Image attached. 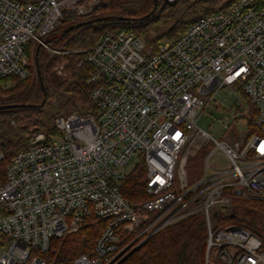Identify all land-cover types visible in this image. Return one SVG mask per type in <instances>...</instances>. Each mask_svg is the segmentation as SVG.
<instances>
[{
    "label": "built area",
    "instance_id": "built-area-1",
    "mask_svg": "<svg viewBox=\"0 0 264 264\" xmlns=\"http://www.w3.org/2000/svg\"><path fill=\"white\" fill-rule=\"evenodd\" d=\"M181 1L189 0L156 3ZM98 4L0 0V80L26 79L33 69L37 81V45L48 49L47 36L67 15H88ZM79 52L91 66L86 83L95 114L56 117L57 135L32 132L28 147L7 164L0 264H118L157 230L197 214L207 231L205 264H264L255 233L211 224L213 212L229 211L234 196L264 202V0H231L150 47L144 37L116 28ZM64 68L63 60L53 72L70 80ZM228 97L238 100L232 117L245 120L246 131L239 140L218 141L197 120ZM206 145L212 149L202 177L184 187L189 158ZM215 154L224 166L211 162ZM140 164L145 199L132 204L122 186ZM90 217L105 223L92 251L59 261L54 242L79 232Z\"/></svg>",
    "mask_w": 264,
    "mask_h": 264
},
{
    "label": "trees",
    "instance_id": "trees-1",
    "mask_svg": "<svg viewBox=\"0 0 264 264\" xmlns=\"http://www.w3.org/2000/svg\"><path fill=\"white\" fill-rule=\"evenodd\" d=\"M230 2L231 0H189L185 10L178 14L175 5H155L153 0H140L131 8H127L123 0H100V6L88 15H67L46 38L50 48L60 49L65 53L50 57L44 47L37 45L35 48L37 81L31 76L33 69H30V75L26 79L7 77L0 80V106H5L0 108V149L4 153V159L0 161V185L5 181L7 164L18 152L28 147V137L32 132H44L49 138L58 134L53 124L42 114L43 108L52 99L51 94L62 97L60 107L63 113L73 111L80 115L94 116V107L89 97L90 86L86 83L91 66L85 61L84 53L79 51L88 50L104 32L116 28L144 37L150 47L161 39L176 38L197 18L223 10ZM81 22L85 24L62 34L65 29ZM149 28L156 33V38L148 35ZM56 60L65 61V68L71 75L69 81L62 80L52 71ZM8 82L12 86L4 87ZM243 98L248 101L245 95ZM12 105L16 106L11 108ZM249 105L253 113L254 108L250 103ZM23 117L26 122L20 124ZM248 125L253 127L251 119ZM144 175L145 167L140 164L123 182L122 194L132 204L145 199L141 194ZM219 212V215H212V225L235 223L248 228L261 239L264 246L262 200L234 196L230 210L219 209ZM232 214L234 217H231ZM104 225L105 223H97L90 217L79 232L55 241L54 244L59 249V261L67 263L80 254L90 253ZM206 239L204 215H192L157 230L141 246L129 252L119 264H205ZM131 240H126L124 244Z\"/></svg>",
    "mask_w": 264,
    "mask_h": 264
},
{
    "label": "rangeland",
    "instance_id": "rangeland-1",
    "mask_svg": "<svg viewBox=\"0 0 264 264\" xmlns=\"http://www.w3.org/2000/svg\"><path fill=\"white\" fill-rule=\"evenodd\" d=\"M19 1L29 2V1H35V0H19ZM123 1L125 2V6L127 8H131V7L136 6V3L139 2L140 0H123ZM99 6H100V0H99L98 6L94 10H96ZM175 6H176V10L178 14H180L185 10L188 4L185 3V1H181L175 4ZM166 11L167 9L164 12ZM147 33L150 37H152L153 34H155L156 36V33L153 30H151V28L147 30ZM55 36L56 35H54V37ZM46 50L50 54V57H52L56 55L54 53L52 54L50 51H57L58 49H52L49 46L48 49ZM63 53H65V51H63ZM62 61L63 60H56L52 66V71H54V67L58 64H61ZM68 76L69 75H67V77ZM61 79L63 80V78ZM66 81H69V80H66ZM11 86H12L11 82H8L4 85V87H7V88ZM54 94L55 93L51 94L52 99L43 108V113H42L47 119H49V121L51 122V124H53V126H54V119L56 117L58 116L66 117L67 115L73 113V111H71V113H68V114L63 113L60 107L61 103L63 102L62 97H59V95H54ZM220 100H222V98H219L215 102V104L211 106V108H209L208 110H206L199 116L197 120V126L203 129L204 131H206L207 133L211 134L213 138L218 141H225L229 138H233L234 140L241 139L246 131L245 120L237 121V120H234L232 117V115L235 114L236 111L239 109L240 105H239L238 100L232 97H228V101H223L224 104H221V105H220ZM24 122H26V118L23 117L19 123L23 124ZM224 125H226L228 129H225ZM49 126L51 125L49 124ZM52 139H54V137H52ZM211 149L212 148L206 145L199 152H197L196 155L191 156L189 158V161L186 166L187 176H186V182H185L184 187L194 184L202 177L203 172H204V167H205V157L208 155ZM219 159H220V156L218 154H215L211 162L212 163L217 162L220 165L224 166L225 165L224 161L223 160L218 161Z\"/></svg>",
    "mask_w": 264,
    "mask_h": 264
},
{
    "label": "water",
    "instance_id": "water-1",
    "mask_svg": "<svg viewBox=\"0 0 264 264\" xmlns=\"http://www.w3.org/2000/svg\"><path fill=\"white\" fill-rule=\"evenodd\" d=\"M153 2H154V4L156 5L157 3H156V0H153ZM83 24H85V22H81V23H79V24H77V25H75V26H71V27H69V28H67V29H65L64 31H63V33L62 34H65V33H67L69 30H72L74 27H78V26H81V25H83ZM40 86H41V89H42V92L44 93V86H43V83H42V81H41V83H40ZM42 104H43V102H42ZM41 104V105H42ZM16 105H12V106H10L11 108H14ZM24 107H27V106H31V105H23ZM0 108H5V106H0ZM216 215H218V212L217 211H214L213 212V216H216ZM233 215V214H232ZM233 217V216H232Z\"/></svg>",
    "mask_w": 264,
    "mask_h": 264
}]
</instances>
